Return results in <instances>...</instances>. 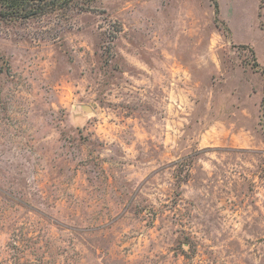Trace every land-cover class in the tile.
Here are the masks:
<instances>
[{"label":"rangeland","instance_id":"374dc122","mask_svg":"<svg viewBox=\"0 0 264 264\" xmlns=\"http://www.w3.org/2000/svg\"><path fill=\"white\" fill-rule=\"evenodd\" d=\"M86 1L0 21V264H264V0Z\"/></svg>","mask_w":264,"mask_h":264},{"label":"trees","instance_id":"16d2710c","mask_svg":"<svg viewBox=\"0 0 264 264\" xmlns=\"http://www.w3.org/2000/svg\"><path fill=\"white\" fill-rule=\"evenodd\" d=\"M76 1L78 0H0V21H17L44 15L59 8L65 9L70 7ZM214 7L216 19L218 20L220 12L219 0H214ZM228 30L230 29L228 28ZM239 46L249 48L254 52L253 47L245 44ZM254 64L257 67H261L258 61H254ZM262 71H264V68H262Z\"/></svg>","mask_w":264,"mask_h":264},{"label":"crops","instance_id":"0c3cea01","mask_svg":"<svg viewBox=\"0 0 264 264\" xmlns=\"http://www.w3.org/2000/svg\"><path fill=\"white\" fill-rule=\"evenodd\" d=\"M231 31H232V30H231ZM261 31H262V29H261ZM232 37H233V39H234L233 33H232ZM236 42H239V41H236Z\"/></svg>","mask_w":264,"mask_h":264}]
</instances>
